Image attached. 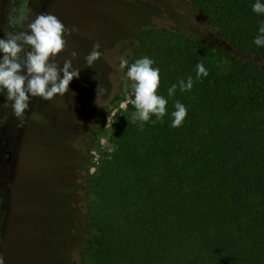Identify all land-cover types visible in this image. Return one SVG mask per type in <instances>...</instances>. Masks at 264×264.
<instances>
[{
	"label": "trees",
	"instance_id": "1",
	"mask_svg": "<svg viewBox=\"0 0 264 264\" xmlns=\"http://www.w3.org/2000/svg\"><path fill=\"white\" fill-rule=\"evenodd\" d=\"M186 1L196 27L140 19L119 50L129 64L155 61L167 115L115 126L116 151L86 206L96 235L78 264H264V47L252 43L264 16L254 0ZM205 51L231 70L210 71ZM198 63L208 71L199 80ZM189 76L191 91L168 98ZM176 101L187 116L174 128Z\"/></svg>",
	"mask_w": 264,
	"mask_h": 264
},
{
	"label": "rangeland",
	"instance_id": "2",
	"mask_svg": "<svg viewBox=\"0 0 264 264\" xmlns=\"http://www.w3.org/2000/svg\"><path fill=\"white\" fill-rule=\"evenodd\" d=\"M29 6L75 29L56 62L62 66L76 51L72 66L80 73L65 95L32 98L23 127H17L0 95V254L5 264H78L96 235L85 213L102 185L98 168L116 151L115 126L132 121L136 111L126 99L133 82L119 67V50L140 19L164 27L184 21L191 29L196 10L186 0H35ZM11 7L9 0H0V39L9 30ZM96 43L102 55L88 68L85 57ZM200 56L210 71L224 75L231 70L220 54Z\"/></svg>",
	"mask_w": 264,
	"mask_h": 264
},
{
	"label": "clouds",
	"instance_id": "3",
	"mask_svg": "<svg viewBox=\"0 0 264 264\" xmlns=\"http://www.w3.org/2000/svg\"><path fill=\"white\" fill-rule=\"evenodd\" d=\"M12 7L6 16L8 31L0 39V95H4L7 105L17 120V127H23L25 114L30 111V100L40 98L50 101L57 95L63 96L69 91L73 78H78L80 70L72 66L77 57L72 51V59H66L60 66L56 62L57 54L64 51L67 39L75 29L69 30L63 22L50 13H35L29 6L35 0H9ZM251 10L258 16H264V0H254ZM258 34L252 43L264 47V21L258 25ZM100 44L93 45L92 51L85 57L88 68L101 58ZM155 61L147 56L129 64L123 57L119 61L121 70L126 69L125 77L132 81L131 92L126 89V99L130 100L135 112L132 121L149 122L152 116L163 121L167 115L168 99L157 94L160 84V70L153 67ZM208 71L202 63L196 65V79L207 77ZM193 78L180 80L168 88V98H173L179 86L181 92L191 91ZM98 95L103 90L98 88ZM171 113L172 127H179L187 116L185 105L176 101ZM155 122V121H153ZM3 124V121H0ZM0 264L5 258L0 254Z\"/></svg>",
	"mask_w": 264,
	"mask_h": 264
},
{
	"label": "flooded vegetation",
	"instance_id": "4",
	"mask_svg": "<svg viewBox=\"0 0 264 264\" xmlns=\"http://www.w3.org/2000/svg\"><path fill=\"white\" fill-rule=\"evenodd\" d=\"M6 156L8 157V154H6Z\"/></svg>",
	"mask_w": 264,
	"mask_h": 264
}]
</instances>
